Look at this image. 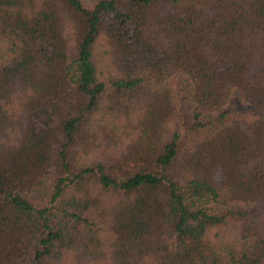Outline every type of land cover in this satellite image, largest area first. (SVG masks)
<instances>
[{
  "label": "trees",
  "instance_id": "trees-1",
  "mask_svg": "<svg viewBox=\"0 0 264 264\" xmlns=\"http://www.w3.org/2000/svg\"><path fill=\"white\" fill-rule=\"evenodd\" d=\"M0 264H264V0H0Z\"/></svg>",
  "mask_w": 264,
  "mask_h": 264
}]
</instances>
